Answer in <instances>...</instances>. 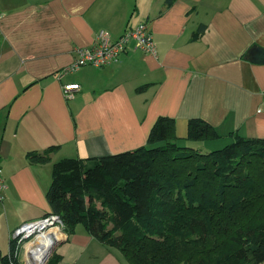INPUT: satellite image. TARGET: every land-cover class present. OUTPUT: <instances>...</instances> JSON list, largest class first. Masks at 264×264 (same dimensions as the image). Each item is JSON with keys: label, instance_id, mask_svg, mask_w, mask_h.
Returning <instances> with one entry per match:
<instances>
[{"label": "crops", "instance_id": "1", "mask_svg": "<svg viewBox=\"0 0 264 264\" xmlns=\"http://www.w3.org/2000/svg\"><path fill=\"white\" fill-rule=\"evenodd\" d=\"M141 21L154 53L130 48L107 66L64 72L99 30L117 38ZM256 48L264 50V0H0L2 253L17 227L50 212L46 192L61 158L136 149L159 116L175 120L181 141L192 118L220 134L207 143L226 144L230 132L264 137ZM71 83L79 88L67 98ZM48 148L49 162L29 161L27 154ZM57 238L56 264H128L81 224ZM38 241L21 248L22 264L36 263Z\"/></svg>", "mask_w": 264, "mask_h": 264}, {"label": "trees", "instance_id": "2", "mask_svg": "<svg viewBox=\"0 0 264 264\" xmlns=\"http://www.w3.org/2000/svg\"><path fill=\"white\" fill-rule=\"evenodd\" d=\"M230 136L203 151L179 143L175 120L159 116L136 149L53 162L47 214L68 234L83 225L128 264H264V137ZM220 137L192 118L183 140L204 147ZM50 152L27 156L42 164ZM0 262L22 264L12 241Z\"/></svg>", "mask_w": 264, "mask_h": 264}, {"label": "built area", "instance_id": "3", "mask_svg": "<svg viewBox=\"0 0 264 264\" xmlns=\"http://www.w3.org/2000/svg\"><path fill=\"white\" fill-rule=\"evenodd\" d=\"M139 49L146 53L155 52L153 34L148 22L141 21L134 26L127 28L119 37L112 38L111 35L101 29L94 37L90 46L78 48L76 57L64 72H73L84 66L104 67L120 60L123 53L128 49ZM79 88L78 83L64 85L63 91L67 98L72 97L71 91ZM264 97V89L262 91ZM7 185L0 174V202L4 199V191ZM56 228L59 234L63 232V223L56 214H47L41 218L30 220L17 227L11 235L13 242V254L18 255L21 248L27 242H34L42 237H47L49 243L52 238L58 236L54 231ZM9 253V252H8Z\"/></svg>", "mask_w": 264, "mask_h": 264}, {"label": "bare ground", "instance_id": "4", "mask_svg": "<svg viewBox=\"0 0 264 264\" xmlns=\"http://www.w3.org/2000/svg\"><path fill=\"white\" fill-rule=\"evenodd\" d=\"M51 231H54L57 236H59V232L56 228H53ZM38 243H41L40 246L42 249L40 250V255L37 257V261L35 264H43L46 260V255L49 253L50 243L47 237H42L39 239ZM43 243H46L45 245Z\"/></svg>", "mask_w": 264, "mask_h": 264}, {"label": "rangeland", "instance_id": "5", "mask_svg": "<svg viewBox=\"0 0 264 264\" xmlns=\"http://www.w3.org/2000/svg\"><path fill=\"white\" fill-rule=\"evenodd\" d=\"M179 143L186 144V145L192 146V147L197 148V149L202 148L203 151H209L207 149H214V148L221 147V146L225 145V143L219 145L220 143L219 144H213L212 142H209L206 145H204V147H203L202 145H200L199 142L179 141ZM212 144H213V148L211 147ZM215 145H218V146H215ZM51 254L49 256H47V258L43 264L48 263L49 259L51 258Z\"/></svg>", "mask_w": 264, "mask_h": 264}, {"label": "water", "instance_id": "6", "mask_svg": "<svg viewBox=\"0 0 264 264\" xmlns=\"http://www.w3.org/2000/svg\"><path fill=\"white\" fill-rule=\"evenodd\" d=\"M255 50H256V55L260 56L258 61L264 63V50L260 48H256ZM59 241H60L59 238H55V237L52 238V241L49 245L50 246L49 253L46 255V258L53 252L55 246L60 243Z\"/></svg>", "mask_w": 264, "mask_h": 264}]
</instances>
